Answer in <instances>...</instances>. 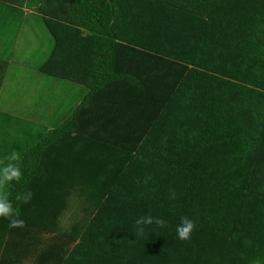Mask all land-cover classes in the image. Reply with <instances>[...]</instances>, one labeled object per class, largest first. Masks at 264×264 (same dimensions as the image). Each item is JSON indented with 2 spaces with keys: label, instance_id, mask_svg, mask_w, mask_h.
I'll list each match as a JSON object with an SVG mask.
<instances>
[{
  "label": "trees",
  "instance_id": "16d2710c",
  "mask_svg": "<svg viewBox=\"0 0 264 264\" xmlns=\"http://www.w3.org/2000/svg\"><path fill=\"white\" fill-rule=\"evenodd\" d=\"M1 3L11 9L0 34L12 36L1 55H21L84 94H69L71 113L53 109L60 121L53 131L29 132L0 112V159L16 151L23 172L8 197L26 222L12 228L0 218V264L49 261L50 254L57 264H264V0ZM30 19L41 40H26L17 53L11 48ZM33 131L43 143L25 148ZM73 132L83 155L57 165ZM58 134L63 141L47 147ZM89 171L91 206L16 199L26 183L50 205L47 197L88 181L82 173ZM41 172L44 187L36 186ZM147 215L168 226L137 235L135 221ZM182 216L197 224L187 241L177 238Z\"/></svg>",
  "mask_w": 264,
  "mask_h": 264
},
{
  "label": "crops",
  "instance_id": "0c3cea01",
  "mask_svg": "<svg viewBox=\"0 0 264 264\" xmlns=\"http://www.w3.org/2000/svg\"><path fill=\"white\" fill-rule=\"evenodd\" d=\"M5 4V3H3ZM7 6V5H5ZM5 6H0V22L2 21L3 23H5L6 21H8V17L9 13L7 12L8 10H10L11 8L9 6L5 7ZM5 7V8H3ZM24 12L30 14V10H26V9H22ZM20 31H21V27H20ZM1 32V31H0ZM6 33V32H5ZM7 38H6V37ZM5 36H3L2 38H0V45H3L4 43L7 42V40L11 41L12 36H7V34H5ZM17 39L14 42V46L13 48H11L13 51L17 50L18 45L21 41V34L18 33L17 34ZM1 49L2 47L0 46V112L2 114H10L13 115L12 113H14V103H12V99L16 98V93L15 91L12 92L11 89L9 88V86L7 85V77L9 74H13L14 76H16L17 78H21L23 76L25 82L28 84V89L32 90V95L33 96H37L40 95V97L33 103L34 108L35 109H40V111L35 112V116L37 117V115L40 116H44V117H50V119L48 120V122L45 125H42L38 122L37 119H35L36 117L34 116L33 118L31 116L28 115H24L22 117H18L19 119H21L23 121V124H25L28 128H29V132L34 129L35 131H43L40 127L43 126L44 129H46V132L48 131H53L57 130L56 128L59 126V119L55 118V114L53 112V109H61L62 112L64 113H71L72 110L70 109L67 101H68V97L69 94H74L77 96V98L82 99V96L84 94L83 88H81L80 86L74 84L73 82L67 81V80H63V79H57V78H53L50 76H46L45 74H43L42 72L40 73L38 69H35L34 67H28V65H26L25 63L22 62V60L16 62L12 57V56H3L1 55ZM3 50V49H2ZM23 55V54H22ZM30 70V71H29ZM29 71L30 73V77H28L27 72ZM33 81H38L39 84L33 82ZM59 83L61 84V86L59 85ZM22 86H24V84H22ZM46 93L48 94V98L42 97V95ZM102 97H104V95H102ZM105 98V97H104ZM3 100V101H1ZM78 105V104H76ZM97 110L98 113H107L108 115H110L109 111H106L105 108H101V107H97L94 108ZM63 114V113H62ZM15 116V115H13ZM3 117L0 115V120ZM85 123H87L88 125L89 122L87 120H85ZM1 128V126H0ZM33 131L35 134H32L30 136H26L25 139H23L24 141V145L25 148H30V147H38L39 145H41V143H43L41 141V136L40 133H37ZM62 133V132H60ZM43 134V132H42ZM45 134H43L44 136ZM58 138L54 141H52L51 143L47 144V147H55L57 146V144H59L61 141H63V137L61 134L57 135ZM75 136V132L71 133V135L69 136V138H66L69 140L68 143V151L66 152H60L61 155V159L59 160V162L57 163V165L69 162V161H73L76 160L78 158H80L83 155V152L78 150V144H77V140L74 139ZM45 138V137H44ZM47 139V138H45ZM59 146V145H58ZM32 147V148H33ZM44 147V146H43ZM58 152V150H55V153ZM47 155V154H46ZM46 155H42L39 156V159H43L44 157H46ZM44 156V157H43ZM58 169L62 170L64 173H75V168H73L72 166H67V168L64 170L62 169V167H57ZM49 170V169H48ZM47 170V171H48ZM49 173V172H48ZM50 174V173H49ZM52 175V174H50ZM45 173L41 172V174L39 175V177H42L41 179H39L36 183V186L38 184H40L41 186L44 187V185L46 184V180L44 178ZM52 178L55 179V183L56 185L61 184L59 181V178L56 177V175H52ZM76 178V177H75ZM88 181H84V182H78L75 185H67L68 189H63V190H59L55 193H53V195L47 199L50 200L51 204L47 205L46 201L44 199H42V193H37L34 192L33 186H28L26 187V183H24L23 188H22V192L25 190V192L27 191H31L33 193V197L31 199V201L29 203H25V206H53V205H60L61 203H63L66 206H91V200L89 199V196H91V192H93V186L91 185V179L93 178L92 174H90L89 172H85L82 173V179H86ZM95 178H97V180H99L98 183V188L101 185L102 180H104V176L102 174L100 175H96ZM77 179V178H76ZM81 179V176L79 177V180ZM40 191V190H39ZM60 195H66L65 199H62L63 197L61 196V199H58V197ZM65 200V201H64ZM69 215V219L73 220L76 216H73L69 211H67V213ZM68 218L63 219L62 224L64 225H69L70 224V220ZM38 253H42V254H46L44 252H38ZM51 260L49 261H44L41 260L39 256H35V258H37L38 260L34 261V262H29V263H24V264H57L56 261H53V255H51Z\"/></svg>",
  "mask_w": 264,
  "mask_h": 264
},
{
  "label": "clouds",
  "instance_id": "9594fccd",
  "mask_svg": "<svg viewBox=\"0 0 264 264\" xmlns=\"http://www.w3.org/2000/svg\"><path fill=\"white\" fill-rule=\"evenodd\" d=\"M103 95V94H101ZM100 95V96H101ZM21 157L16 151L5 155L0 159V218H6L10 221V227L21 228L26 227V222L20 216L18 207H14L13 203L8 197V188L13 181H20L23 179V172L19 167ZM171 192V190H170ZM33 197V193L29 190L16 199L22 203H29ZM170 199H176V194L171 192ZM156 225L158 228H165L168 226L167 221L160 217H153L151 215L141 216L136 219V234L143 235L145 226ZM197 224L194 220L187 216L180 218L179 224L176 226L177 238L180 240H190L193 231Z\"/></svg>",
  "mask_w": 264,
  "mask_h": 264
},
{
  "label": "rangeland",
  "instance_id": "374dc122",
  "mask_svg": "<svg viewBox=\"0 0 264 264\" xmlns=\"http://www.w3.org/2000/svg\"><path fill=\"white\" fill-rule=\"evenodd\" d=\"M2 4L3 3H1V5ZM3 6H5V4ZM40 29H41V27L39 25H37L35 22H33L32 19H30L27 24L24 23V27H21V31H20V34L23 32V38L21 37V41L18 45L16 52L20 53L21 51H23V49L26 47V45L29 44L26 40H29L34 46L35 45L38 46L41 39L37 38V40H35V38L32 36H35L33 34V32L37 36H41L42 32ZM29 35H31V39H29L27 37ZM0 37H3V34H0ZM37 41H38V43H37ZM31 53L32 52H31V48H30L29 54H31ZM20 57H21V55H17L13 59L19 61ZM33 82L39 84L38 81H33ZM22 84H24V86H22ZM7 85L9 86V88L11 89L12 92L15 91V93H16V98H13L11 101L12 103H14V106H15V107H13L15 112L12 114L15 115L16 117H22L24 114V115L31 116L33 118L36 115L35 112L40 111V109H35L34 105H33V103L40 97V95L31 97L32 90L28 89V84L25 82L23 76L19 79L16 76H14L13 74H9L7 77ZM59 85L61 86L60 83H59ZM42 97H44V96L42 95ZM1 101H3V100H1ZM35 119H37L40 124L45 125L48 122V120L50 119V117L47 118L44 116L37 115V117Z\"/></svg>",
  "mask_w": 264,
  "mask_h": 264
}]
</instances>
